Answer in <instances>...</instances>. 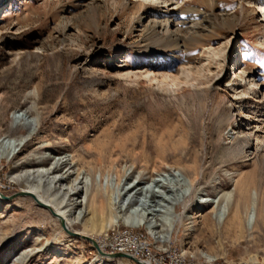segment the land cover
I'll list each match as a JSON object with an SVG mask.
<instances>
[{"label": "rangeland", "instance_id": "rangeland-1", "mask_svg": "<svg viewBox=\"0 0 264 264\" xmlns=\"http://www.w3.org/2000/svg\"><path fill=\"white\" fill-rule=\"evenodd\" d=\"M155 12L180 19V32L173 25L164 35L151 24ZM24 109L39 122H20ZM6 137L26 138L0 156L6 196L36 186L26 172L54 156L96 174L92 194L104 196L72 210L86 214L72 229L97 242L106 232L86 219L111 215L109 179L125 175L127 188L141 187L156 171L180 174L198 163L193 193L174 206L172 247L197 264H208L206 253L212 264H264V215L255 219L251 209L254 196L264 208V0H0V146ZM238 137L250 147L221 163ZM43 189L45 198L57 193ZM228 193L230 213L220 222L215 211L224 205L213 201ZM63 194L57 201L68 203ZM158 213L154 222L169 218ZM0 264L136 263L100 257L17 195L0 198Z\"/></svg>", "mask_w": 264, "mask_h": 264}, {"label": "bare ground", "instance_id": "bare-ground-1", "mask_svg": "<svg viewBox=\"0 0 264 264\" xmlns=\"http://www.w3.org/2000/svg\"><path fill=\"white\" fill-rule=\"evenodd\" d=\"M174 20V18L166 14H162L160 17L159 13L155 12L152 15L151 24L161 27L164 35H171L173 33L171 30L173 25L175 27V33L180 32L181 28L179 24H183L180 19L178 22H175ZM173 21L175 22L174 24ZM21 111V117H18L20 122L22 121L27 125H32L37 123V121L39 122V118L37 119V117L33 116L28 109ZM227 121L231 123L229 119ZM5 139L6 140H4L0 146V156L6 155L9 151L10 154L11 152L14 153L18 147L22 146L26 142V138L7 139L6 137ZM248 147H250V144L246 139H242L241 137L234 138L231 144L222 149L221 163L231 162L238 159L243 150ZM75 165L76 162L73 160V157L71 158L67 155L54 156L53 160L48 164L29 169L26 172L25 176L28 175V178L34 179L38 184L36 186L30 185L27 190H24L34 194L39 201L48 205L49 208L56 213V215L60 216L65 221L66 226L72 231H74L72 229L73 224L81 222L86 216L83 212L85 208L76 216L72 215V210L75 209L77 205L85 206V201L89 200L93 187L98 184L96 174H85L82 170L78 171V169H73ZM198 167V163L190 166L183 165L182 169L184 173L181 171L182 173L180 174L173 172V170L156 171L155 176H153L145 186L141 187H138L140 183H137L136 185L127 188L123 181L125 175L124 177L117 175L116 180L109 179L106 189H110L111 184L115 182V191H112L106 203V207L110 209L111 215L107 218L101 214L100 216L93 215L86 219V222L88 223L87 226L91 227L93 231L100 230L107 232L112 226H117L120 221L130 226H137V224L140 225L141 223H144L148 225L152 232L161 233L162 236L159 237L167 239L174 226V206L175 204L189 198L193 193L197 181ZM128 172L129 171H126V174H128ZM235 182L238 184L237 179H235ZM42 186L47 188V192L55 190L57 193L52 196V198H45L42 194L45 192ZM131 191H135L132 196L135 197V201H137L135 206H131L133 205V203L131 204L133 201L132 197L125 198L127 197V192L133 193ZM61 193H64V197L69 199L68 203L65 199L61 200V202L57 201L56 198ZM81 195H84L83 199L80 201L76 200L78 196ZM92 195L98 197L101 196L102 198L104 196L103 190H97L93 192ZM155 197H159V199H155ZM232 197V193L222 194L218 200L213 201V203L217 202V205L222 203L224 205L221 206L219 210L215 211V215L218 217L220 222L225 221L229 216V203L233 200ZM257 201V197L254 196L253 207L251 209L252 215L255 216V219L262 214L261 212H263L264 215V208L261 209L260 206H258L260 203ZM104 208L105 207H103V209ZM157 212H161L160 214L158 213L159 216L164 215L163 213L167 212L169 214V218H166L167 220L164 221L158 217L156 218L157 221H161L159 223L154 222V216L151 217L150 215H155ZM79 233L87 236L91 235L86 231ZM206 256L208 264H212L216 260L215 255L206 253Z\"/></svg>", "mask_w": 264, "mask_h": 264}, {"label": "built area", "instance_id": "built-area-1", "mask_svg": "<svg viewBox=\"0 0 264 264\" xmlns=\"http://www.w3.org/2000/svg\"><path fill=\"white\" fill-rule=\"evenodd\" d=\"M140 226L129 225L112 229L99 240L101 248L107 253H127L149 264H197L196 257L171 245V238L150 235ZM195 258V259H194ZM201 263V262H200Z\"/></svg>", "mask_w": 264, "mask_h": 264}, {"label": "water", "instance_id": "water-1", "mask_svg": "<svg viewBox=\"0 0 264 264\" xmlns=\"http://www.w3.org/2000/svg\"><path fill=\"white\" fill-rule=\"evenodd\" d=\"M17 195H24V196H29L31 197L39 206L43 207V208H46L54 217H56L62 227V229L68 233L69 235L71 236H76V237H79L89 243L92 244V246L94 247V249L96 250L97 254L102 257V258H107V259H117V258H125V259H128V260H131L133 261L134 263L136 264H149L147 262H145L144 260H141V259H138L137 257H134L130 254H127V253H107L105 251H103L100 247V245L98 244V242L92 238V237H89L87 235H82L80 234L79 232L77 231H72L71 229H69L66 224H65V221L58 215H56L55 212H53L48 205L44 204L43 202L39 201L37 199V197L32 194V193H29V192H26L24 190L22 191H19L18 193L16 194H13V195H9V196H6L4 194H2L0 192V198L1 199H6V200H9V199H12L13 197L17 196Z\"/></svg>", "mask_w": 264, "mask_h": 264}, {"label": "crops", "instance_id": "crops-1", "mask_svg": "<svg viewBox=\"0 0 264 264\" xmlns=\"http://www.w3.org/2000/svg\"><path fill=\"white\" fill-rule=\"evenodd\" d=\"M123 259H125V258H123ZM117 260H118V258H117ZM120 260V259H119Z\"/></svg>", "mask_w": 264, "mask_h": 264}, {"label": "trees", "instance_id": "trees-1", "mask_svg": "<svg viewBox=\"0 0 264 264\" xmlns=\"http://www.w3.org/2000/svg\"><path fill=\"white\" fill-rule=\"evenodd\" d=\"M129 261H131V260H129Z\"/></svg>", "mask_w": 264, "mask_h": 264}]
</instances>
